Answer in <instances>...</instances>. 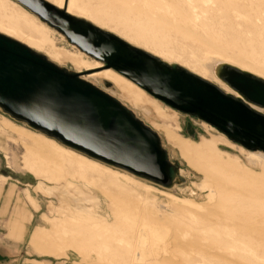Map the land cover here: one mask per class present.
Returning <instances> with one entry per match:
<instances>
[{"label":"rangeland","instance_id":"rangeland-1","mask_svg":"<svg viewBox=\"0 0 264 264\" xmlns=\"http://www.w3.org/2000/svg\"><path fill=\"white\" fill-rule=\"evenodd\" d=\"M48 1L209 81L207 69L228 61L264 78V0ZM0 32L118 98L188 170L182 183L167 189L77 153L0 109V122L1 116L11 121L2 127L9 137L30 138L14 143L0 136V174L7 176L0 195V264H264L263 153L250 162L249 149L102 68L16 0H0ZM187 121L198 128L194 137L184 131ZM25 149L26 168L41 182L36 189L49 198L33 189L37 179L22 165ZM208 185L211 199L205 197ZM17 196L32 217L24 223L26 234L12 235L8 221ZM146 224L160 226V241L138 261V233Z\"/></svg>","mask_w":264,"mask_h":264},{"label":"water","instance_id":"water-1","mask_svg":"<svg viewBox=\"0 0 264 264\" xmlns=\"http://www.w3.org/2000/svg\"><path fill=\"white\" fill-rule=\"evenodd\" d=\"M68 43L113 68L174 109L207 122L249 150L264 152V79L230 64L216 76L236 95L175 62L57 8L47 0H16ZM0 109L10 118L84 155L171 189L183 169L160 135L112 94L0 33ZM197 127L187 121L185 133Z\"/></svg>","mask_w":264,"mask_h":264},{"label":"crops","instance_id":"crops-1","mask_svg":"<svg viewBox=\"0 0 264 264\" xmlns=\"http://www.w3.org/2000/svg\"><path fill=\"white\" fill-rule=\"evenodd\" d=\"M2 117V121L0 122V136H4L5 138H7L8 140H10L11 142H14V143H18V142H21V140L20 139H22L21 138V135L19 134L18 135V138H16L17 137V135L15 134V135H13V133H11L14 137H15V139H12V137H9L8 135H7V133H5V131H4V129H2V127L4 126V125H9L8 123H7V121L8 122H11L9 119H7V118H5V120H7V121H5V122H3V116H1ZM6 130V129H5ZM10 134V135H11ZM18 139V140H17ZM23 140V142H30V138L29 139H26V138H24V139H22ZM25 152H26V149H25V151H24V153H23V155H22V165H23V167L27 170V171H29L36 179H37V177L35 176V174L32 172V171H30V170H28L26 167H28L27 165H26V161H24V156H25ZM8 164L9 165H12V162H10V160L8 161ZM22 167V166H21ZM7 179V176L6 175H3V174H0V195H1V193H2V190H3V185H4V181ZM38 182H39V180L37 179V182L33 185V189H34V191H36V192H39V193H41L42 195H44L45 197H47V198H49L50 197V195H46V194H43L42 192H40V190L39 189H36V186L38 185ZM41 182H39V184H40ZM25 191V193H24V197L25 198H27V199H29V201L33 204V202H32V198L34 199V197L31 195V193L29 192V190L27 189V188H25L24 189ZM13 193H14V185L13 186H11L9 189H8V191H7V200H9V198L13 195ZM30 197H31V199H30ZM34 201H35V199H34ZM35 204H36V206L37 207H35L34 206V208H35V210H37L38 208H39V203H37L36 201H35ZM6 208H7V206L6 205H4L3 206V208L1 209V213H5V211H6ZM27 211H29L28 209H27V207H26V204H25V201L23 200V199H21L20 198V196H17V199H16V201H15V204H14V206H13V209L11 210V212H10V216H9V221H8V225H9V233L10 234H15L16 232H21V233H24L27 229V227L24 225V223H25V221H27V223L28 222H30V219H31V217H32V213L29 211L28 213H27ZM37 227H40V224L38 223V224H36L34 227H33V229H32V231H31V233H30V236L32 235V233H33V231L37 228ZM27 232H25V234H26ZM30 238V237H29ZM32 244V243H31ZM32 246V245H31Z\"/></svg>","mask_w":264,"mask_h":264},{"label":"bare ground","instance_id":"bare-ground-1","mask_svg":"<svg viewBox=\"0 0 264 264\" xmlns=\"http://www.w3.org/2000/svg\"><path fill=\"white\" fill-rule=\"evenodd\" d=\"M48 1V0H47ZM49 2V1H48ZM51 3V2H50ZM52 4V3H51ZM54 5V4H53ZM55 6V5H54ZM57 7V6H56ZM57 8H59V7H57ZM61 9H63V8H61ZM65 10V9H64ZM68 11V10H67ZM66 10H65V12H67ZM67 13H69V12H67ZM70 14V13H69ZM72 15V14H71ZM74 16V15H73ZM76 17V16H75ZM79 18V17H78ZM39 19V18H38ZM82 19V18H81ZM41 21V20H40ZM43 22V21H42ZM89 22V21H88ZM92 24V23H91ZM94 25V24H93ZM50 27V26H49ZM101 29V28H100ZM107 31V30H106ZM1 33V32H0ZM24 44V43H23ZM134 46V45H133ZM147 52V51H146ZM148 53V52H147ZM150 54V53H149ZM152 55V54H151ZM159 58V57H158ZM161 59V58H160ZM166 61V60H165ZM223 61H226V60H223ZM221 63H225V64H230V65H232V66H235V67H237V68H239V69H242V68H240L239 66H237V64L235 63V62H232V61H228V62H221ZM220 64V63H219ZM179 65V64H178ZM181 66V65H180ZM103 68V67H102ZM186 68V67H185ZM210 68V67H209ZM212 68V67H211ZM105 69H110V68H105ZM111 69H113V68H111ZM188 69V68H187ZM114 70V69H113ZM208 71L206 72V74H208L209 76H211L213 79H214V82L213 83H217L218 85H219V87L222 89V88H224V86L217 80V79H215L217 76H216V74H215V68L213 69V70H209V69H207ZM242 70H244V69H242ZM75 71V70H74ZM116 71V70H115ZM191 71V70H190ZM245 71H247V70H245ZM118 72V71H117ZM193 72V71H192ZM212 72L214 73V75L216 76L215 78L213 77V74H212ZM248 72H250V71H248ZM80 73V72H79ZM119 73V72H118ZM195 73V72H194ZM250 73H252V72H250ZM121 74V73H120ZM197 74V73H196ZM252 74H254V73H252ZM123 75V74H122ZM199 75V74H198ZM256 77H259V78H262V79H264L263 77H261V76H259V75H256V74H254ZM82 76V75H81ZM80 76V77H81ZM126 77V76H125ZM82 78V77H81ZM203 78V77H202ZM218 78V77H217ZM129 79V78H128ZM205 79V78H204ZM219 79V78H218ZM86 80V79H85ZM102 80H104V79H101L100 81H102ZM207 80V79H206ZM220 80V79H219ZM88 81V80H87ZM132 81V80H131ZM209 81V80H208ZM221 81V80H220ZM212 82V81H211ZM222 82V81H221ZM135 83V82H134ZM215 83V84H216ZM223 84H225L224 82H222ZM94 84V83H93ZM105 84L106 85H109L110 84V82H108V81H106L105 82ZM216 84V85H217ZM138 85V84H137ZM217 85V86H218ZM226 85V84H225ZM227 86V85H226ZM141 87V86H140ZM228 87V86H227ZM229 88V87H228ZM144 89V88H143ZM145 90V89H144ZM223 90V89H222ZM224 90L226 91V92H231L232 94H234V95H236V93L232 90V89H226V88H224ZM106 91V90H105ZM107 92V91H106ZM263 112H264V110H262ZM11 119V118H10ZM205 122V121H204ZM207 123V122H206ZM36 131V130H35ZM39 132V131H38ZM41 133V132H40ZM221 133V132H220ZM43 134V133H42ZM223 134V133H222ZM45 135V134H44ZM47 136V135H46ZM50 136H48V138H49ZM50 138H52V137H50ZM228 138V137H227ZM54 139V138H53ZM229 139V138H228ZM57 141V140H56ZM62 144V143H61ZM63 145V144H62ZM65 146V145H64ZM67 147V146H66ZM244 147V146H243ZM69 149V148H68ZM72 149V148H71ZM247 149V148H246ZM73 151H74V149H73ZM249 151V153L250 154H248L249 156H248V160L250 161V162H252V163H257V162H259L261 159H262V156H260L259 154H257V152H261V153H263L264 154V152L263 151H260V150H257V151H254V150H248ZM75 152H77V151H75ZM254 152H256V153H254ZM77 153H80V152H77ZM81 154V153H80ZM83 154V153H82ZM98 161V160H97ZM121 170V169H120ZM124 171V170H123ZM126 173H128V174H130V175H132V176H134L133 174H131V173H129V172H127V171H125ZM125 173V174H126ZM135 177V176H134ZM140 181V180H139ZM200 186V185H199ZM203 187V186H202ZM201 187V188H202ZM207 189V191H209L207 194H205V197L206 198H208V199H211V198H213V195H214V191H212V189L210 188V185H208V188H206ZM162 227V226H161ZM160 226L158 227V226H156V224H154V225H147L146 224V226L143 228V229H141L140 231H139V236H138V239H137V249H136V254H135V256L137 257V258H139V260L138 261H140L142 258H144L143 256L146 254V253H148V250H149V248L153 245V247H154V244H156V242H158V241H160V240H158L159 239V233H160ZM162 229V228H161ZM164 238V237H163ZM160 239H162V237H160ZM166 242V241H165ZM163 248V247H162ZM168 251V250H167Z\"/></svg>","mask_w":264,"mask_h":264}]
</instances>
